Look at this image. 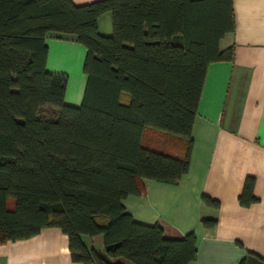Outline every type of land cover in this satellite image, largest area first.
Returning <instances> with one entry per match:
<instances>
[{
	"label": "trees",
	"instance_id": "trees-1",
	"mask_svg": "<svg viewBox=\"0 0 264 264\" xmlns=\"http://www.w3.org/2000/svg\"><path fill=\"white\" fill-rule=\"evenodd\" d=\"M105 12L108 34L98 24ZM234 29L232 0H0V243L58 227L83 264L195 260L194 231L166 237L123 200L143 193L147 179L175 183L189 170L206 72L234 59L233 45L220 46ZM50 33L87 49L78 105L65 100L68 74L47 68ZM158 132L178 137L183 153L158 147ZM254 184L247 176L242 205L258 201ZM83 234H102L105 254ZM239 264L264 259L250 252Z\"/></svg>",
	"mask_w": 264,
	"mask_h": 264
},
{
	"label": "crops",
	"instance_id": "crops-1",
	"mask_svg": "<svg viewBox=\"0 0 264 264\" xmlns=\"http://www.w3.org/2000/svg\"><path fill=\"white\" fill-rule=\"evenodd\" d=\"M232 3L235 29L224 36H229L224 48L234 46V59L208 66L192 127L189 170L175 183L147 179L143 193L123 200L135 220L159 223L166 237L194 231L198 252L188 264H239L250 252L264 259V0ZM103 16L109 19L105 17V27ZM98 24L101 32L111 33V13H103ZM46 42L47 68L68 74L65 100L80 104L87 80L86 47L70 35L55 33ZM155 136L180 144L178 154L183 153L178 137L163 132ZM167 145L162 147L169 149ZM249 175L255 177L258 201L242 205L239 196ZM204 194L217 199L219 207L204 202ZM202 217H216L218 223L205 228ZM82 239L105 254L102 234H83ZM0 264L83 263L72 259L67 234L45 227L30 238L0 243Z\"/></svg>",
	"mask_w": 264,
	"mask_h": 264
},
{
	"label": "rangeland",
	"instance_id": "rangeland-1",
	"mask_svg": "<svg viewBox=\"0 0 264 264\" xmlns=\"http://www.w3.org/2000/svg\"><path fill=\"white\" fill-rule=\"evenodd\" d=\"M105 17L107 18V20H109L108 16H103L102 17L101 24H102L103 27H105V22H106V18ZM228 39H229L228 35L226 37H223V40L221 42L222 48H224L225 45L229 42ZM164 139H166V138H163V136H158L159 146H163V144H168L167 146H168L169 149H166V150H168L169 152H173L174 154H178V151L180 150V144L177 145L176 142H172L170 140L169 141H167V140L164 141ZM160 148H162V147H160Z\"/></svg>",
	"mask_w": 264,
	"mask_h": 264
}]
</instances>
